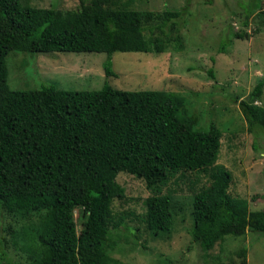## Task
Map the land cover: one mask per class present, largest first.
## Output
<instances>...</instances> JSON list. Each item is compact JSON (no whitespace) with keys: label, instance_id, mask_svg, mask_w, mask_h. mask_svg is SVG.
<instances>
[{"label":"trees","instance_id":"16d2710c","mask_svg":"<svg viewBox=\"0 0 264 264\" xmlns=\"http://www.w3.org/2000/svg\"><path fill=\"white\" fill-rule=\"evenodd\" d=\"M185 2L158 12L133 8L134 0H79L73 10L0 0V207L40 215L26 242L34 264H118L104 242L114 224L112 202L125 194L116 180L122 171L149 192L142 219L152 235L172 230L175 212L163 189L187 172L208 179L192 197L188 229L204 252L228 234L264 235V209L250 211L245 198L229 193L232 174L216 163L221 129L213 122L198 128L182 95L118 89L106 81L82 91L53 84L19 90L7 83L6 56L13 50L103 52L106 78L115 75V51H180V29L191 14ZM251 2L245 26L253 13L264 21L260 0ZM249 35L245 28L232 32L238 39ZM208 73L214 77L212 68ZM263 85L258 80L239 101L249 131L264 128V106L256 103ZM75 207L84 216L78 232ZM245 252L237 253L240 264Z\"/></svg>","mask_w":264,"mask_h":264},{"label":"rangeland","instance_id":"374dc122","mask_svg":"<svg viewBox=\"0 0 264 264\" xmlns=\"http://www.w3.org/2000/svg\"><path fill=\"white\" fill-rule=\"evenodd\" d=\"M21 1L62 10L79 6V0ZM185 1L134 0L132 7L162 12L179 9ZM251 1L190 0L191 14L180 29L182 50L115 51L111 56L115 75L107 78L103 52L10 51L6 56L7 83L19 90L53 84L63 90L82 91L100 89L106 81L118 89L176 92L185 98L188 110L198 115V128L206 129L213 122L221 129L216 163L232 174L229 193L245 198L250 211L264 209V128L249 131L239 107V101L258 80L264 83V21L253 13L244 25V7ZM260 5L264 10V0ZM241 28L250 35L233 37L232 32ZM255 28L259 31L253 32ZM256 103L264 106V85ZM116 180L125 194L112 202L114 224L104 244L118 264H240L237 253L242 247L246 248V264H264V235L250 229L242 235H225L206 252L191 239V200L201 186L208 184L205 175L187 172L163 189L171 195L175 218L172 230L160 235L150 234L142 219L144 199L149 194L144 182L123 171ZM73 220L78 232L84 220L80 207L73 209ZM39 223L37 213L10 212L0 207V264H34L26 242Z\"/></svg>","mask_w":264,"mask_h":264}]
</instances>
